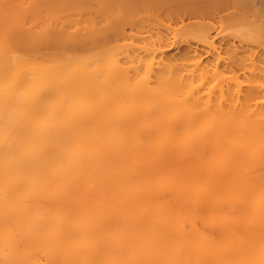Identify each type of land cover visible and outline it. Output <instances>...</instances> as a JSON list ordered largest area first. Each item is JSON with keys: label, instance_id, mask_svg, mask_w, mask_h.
<instances>
[{"label": "bare ground", "instance_id": "1", "mask_svg": "<svg viewBox=\"0 0 264 264\" xmlns=\"http://www.w3.org/2000/svg\"><path fill=\"white\" fill-rule=\"evenodd\" d=\"M20 1L0 8V264H264V112L222 105L216 61L95 40L90 0ZM243 4L221 19L264 57Z\"/></svg>", "mask_w": 264, "mask_h": 264}, {"label": "rangeland", "instance_id": "2", "mask_svg": "<svg viewBox=\"0 0 264 264\" xmlns=\"http://www.w3.org/2000/svg\"><path fill=\"white\" fill-rule=\"evenodd\" d=\"M2 1L0 0V8ZM23 1L21 0L20 4ZM178 1L90 0V5L93 8L94 39L103 42H119L120 39L123 42L125 40L131 42L133 39L134 41L138 40L136 44L141 42L140 39L143 41H148V39L152 41L154 39L153 41L156 42L158 39H162L161 44L163 43L165 46L160 47H165V51L169 53L180 48L182 55L201 57L204 59V64L207 67L210 66V68L214 65L213 62L216 61L213 67L218 66V68H221L219 71H221L224 79L222 94L220 92L216 93L217 97H220L219 100L223 101L222 105L229 106L232 112L237 113L250 112L256 109L264 112V72L260 70L259 73L254 68V65L257 66V64L263 67L264 57L251 56L252 54H249L248 51L251 46L247 45L246 41H243V43H245V46L250 47H243L242 45L244 44L239 43L242 40L240 41L239 37L235 38L229 32L230 30H227L229 27L228 21L222 20L221 15L223 12H219L222 7L244 8L243 3L251 1L249 8H252V11L256 14V18L259 17V21L264 23V5L258 0H216L214 2L210 0L211 3H209L212 6L207 4V0H203L202 2L201 0ZM221 1L223 5L220 4ZM238 3L243 5H238ZM208 5L212 8H208ZM213 5L215 7L219 5V7H216L218 10L213 8ZM23 7L26 8L27 5L24 4ZM34 8L36 7L34 6ZM210 10L211 12H209ZM209 16L210 19H208ZM55 21V24L57 23L55 26L57 33H61L62 31L72 32L77 22L74 20L66 22L63 20L60 22L61 19ZM206 27L207 30H210L209 39L207 38L209 41L206 39V43L205 41L199 42L202 39L199 37L200 40L196 38L199 40L197 42L192 38L199 32L198 30ZM188 32H190L189 36L191 38L186 36ZM196 35L199 36V34ZM233 40L236 44L233 43ZM203 42L205 45L202 44ZM210 43L211 45H209ZM204 48L207 49L205 50Z\"/></svg>", "mask_w": 264, "mask_h": 264}]
</instances>
